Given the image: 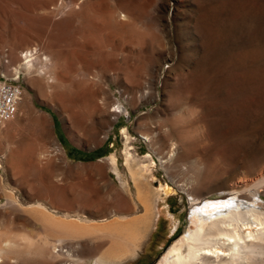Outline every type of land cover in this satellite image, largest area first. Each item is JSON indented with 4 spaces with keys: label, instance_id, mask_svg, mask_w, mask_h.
<instances>
[{
    "label": "rangeland",
    "instance_id": "374dc122",
    "mask_svg": "<svg viewBox=\"0 0 264 264\" xmlns=\"http://www.w3.org/2000/svg\"><path fill=\"white\" fill-rule=\"evenodd\" d=\"M3 48L0 75L23 88L17 116L0 127V242L19 244L6 264H91L106 252L103 236L46 239L23 207L91 221L133 215L119 179L125 149L152 163L153 187L174 193L155 200L122 264H157L186 230L192 199L242 197L264 177V0H0ZM32 48L26 75L21 54ZM219 184L228 190H211Z\"/></svg>",
    "mask_w": 264,
    "mask_h": 264
},
{
    "label": "bare ground",
    "instance_id": "6f19581e",
    "mask_svg": "<svg viewBox=\"0 0 264 264\" xmlns=\"http://www.w3.org/2000/svg\"><path fill=\"white\" fill-rule=\"evenodd\" d=\"M121 7L124 6H120L122 10ZM127 14L124 13L126 15L124 19L129 17L130 14ZM118 23L120 25L119 21ZM121 23L124 26V21ZM22 55L24 62L20 65V70L27 75L33 67V58L37 56L32 49ZM42 60L48 61L47 57ZM46 69L48 68L42 67L41 73ZM19 73L20 71L16 70V74ZM144 158L147 160L148 156ZM108 159L115 174L120 177L115 157L110 155ZM136 161L125 149L124 166L127 177L126 181L119 179L135 211L131 216L115 214L109 219L91 221L72 214H57L54 209L51 210L41 203L29 204L23 209L39 223L44 231V237L52 238L56 243L80 241L101 235L108 237L110 248L91 264H122L128 257L135 255L139 242L150 229L154 220L155 200L165 201L166 197L174 193L168 185L159 184L158 187H153L152 163L144 164L142 161L141 163ZM211 190H228V186L219 184L213 186ZM244 192L246 193L242 197L237 193H231L229 199L223 196L215 201L192 199L194 204L186 230L171 244L157 264H264V204L259 202V197L264 195V177L248 185ZM6 196L13 203H18L12 191ZM25 240L24 238V243L27 241ZM13 241L9 239L0 242L1 263H4L2 255L8 251L13 252L12 250L19 245L17 241Z\"/></svg>",
    "mask_w": 264,
    "mask_h": 264
},
{
    "label": "built area",
    "instance_id": "2783aa9c",
    "mask_svg": "<svg viewBox=\"0 0 264 264\" xmlns=\"http://www.w3.org/2000/svg\"><path fill=\"white\" fill-rule=\"evenodd\" d=\"M32 50L37 54L34 48H32ZM24 53L25 52L22 54ZM0 63V66H6L8 64L6 48H3L0 52ZM22 95L23 88L20 84V77L18 75L12 78H7L3 74L0 75V127L12 121L17 116ZM56 251L61 252L63 249L59 246L56 248Z\"/></svg>",
    "mask_w": 264,
    "mask_h": 264
},
{
    "label": "crops",
    "instance_id": "0c3cea01",
    "mask_svg": "<svg viewBox=\"0 0 264 264\" xmlns=\"http://www.w3.org/2000/svg\"><path fill=\"white\" fill-rule=\"evenodd\" d=\"M101 237H102V235H101ZM103 237H106V236H103ZM93 238H95V237H93ZM106 238L109 240L108 237H106ZM79 242H81V240H80ZM109 243H110V241H109ZM108 248H110V244H109V247H108ZM106 251H108V249H107ZM104 253H105V252H104ZM104 253H103V254H104ZM103 254H102V255H103ZM102 255H101V256H102ZM99 257H100V256H99ZM99 257H97V258H99ZM97 258H95V259H97ZM95 259H93V260H95ZM93 260H92V261H93Z\"/></svg>",
    "mask_w": 264,
    "mask_h": 264
}]
</instances>
